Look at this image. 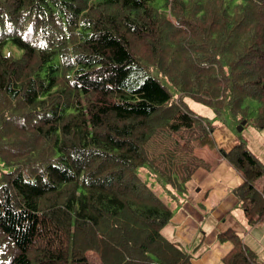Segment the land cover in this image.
I'll list each match as a JSON object with an SVG mask.
<instances>
[{
	"label": "trees",
	"instance_id": "1",
	"mask_svg": "<svg viewBox=\"0 0 264 264\" xmlns=\"http://www.w3.org/2000/svg\"><path fill=\"white\" fill-rule=\"evenodd\" d=\"M185 96L240 122L253 102L264 129V0H0V264H191L139 176L181 194L208 168L194 150L214 127ZM219 153L248 225L264 220L260 160ZM219 238L226 264L256 263Z\"/></svg>",
	"mask_w": 264,
	"mask_h": 264
},
{
	"label": "crops",
	"instance_id": "2",
	"mask_svg": "<svg viewBox=\"0 0 264 264\" xmlns=\"http://www.w3.org/2000/svg\"><path fill=\"white\" fill-rule=\"evenodd\" d=\"M232 138L230 135L228 143H221L222 147L215 141L216 147L212 149L196 148L194 156L208 168L201 166L192 173L184 193L177 194L169 187L171 194L160 198L172 211V218L161 234L178 245L190 257L191 264H226L224 259L231 253L233 244L220 239L219 235L228 231L241 239L255 257V264H264V220L248 225L242 205L233 193L243 180L219 153L220 149L229 151L232 148L225 147L233 146ZM142 171L153 176L160 187L166 185L156 172L148 168ZM262 178L256 182V188L264 193Z\"/></svg>",
	"mask_w": 264,
	"mask_h": 264
},
{
	"label": "rangeland",
	"instance_id": "3",
	"mask_svg": "<svg viewBox=\"0 0 264 264\" xmlns=\"http://www.w3.org/2000/svg\"><path fill=\"white\" fill-rule=\"evenodd\" d=\"M161 80L168 84L169 82L161 78ZM169 85V84H168ZM170 87L171 84H170ZM173 88V87H172ZM183 102L185 106L192 111L194 114L202 117L205 119L210 125H212L213 132V140L216 143L217 146H224L221 145L228 143V138H230V135L233 136L231 140H234L235 143L233 146L240 141L245 143L246 148L253 153L262 163L264 166V129H259L255 127L253 124V114L255 112L256 104L253 102H249V107H252L248 115L247 122L244 126H242V129L239 130L242 121L240 122L239 117H233L230 114V111L227 107H225L222 110L221 117H218L214 110L204 102L191 98L189 96H185L183 98ZM233 146H226L225 147H233ZM219 147V148H220ZM230 149V148H229ZM228 149V150H229ZM1 167V164H0ZM145 169V168H143ZM140 170L139 176L154 192L156 196L159 198H162V196H167L169 186L163 185L160 187L158 184L154 182V177L151 175H147L145 171ZM261 183H264V175L261 179ZM161 200V199H160ZM85 257L89 260L91 264H100L99 257L96 253H94L92 250H87L84 254Z\"/></svg>",
	"mask_w": 264,
	"mask_h": 264
},
{
	"label": "water",
	"instance_id": "4",
	"mask_svg": "<svg viewBox=\"0 0 264 264\" xmlns=\"http://www.w3.org/2000/svg\"><path fill=\"white\" fill-rule=\"evenodd\" d=\"M245 124H246V121H242V124H241L239 130H241L242 129V126H244Z\"/></svg>",
	"mask_w": 264,
	"mask_h": 264
}]
</instances>
